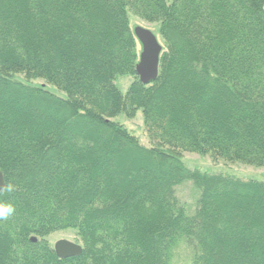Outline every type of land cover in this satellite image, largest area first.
Listing matches in <instances>:
<instances>
[{
  "label": "trees",
  "instance_id": "trees-1",
  "mask_svg": "<svg viewBox=\"0 0 264 264\" xmlns=\"http://www.w3.org/2000/svg\"><path fill=\"white\" fill-rule=\"evenodd\" d=\"M128 12L158 23L149 84ZM138 110L154 145L112 119ZM183 152L264 166V0H0V201L16 208L0 264H173L181 243L186 264H264V181L187 167ZM63 229L79 255L49 244Z\"/></svg>",
  "mask_w": 264,
  "mask_h": 264
},
{
  "label": "rangeland",
  "instance_id": "rangeland-1",
  "mask_svg": "<svg viewBox=\"0 0 264 264\" xmlns=\"http://www.w3.org/2000/svg\"><path fill=\"white\" fill-rule=\"evenodd\" d=\"M128 17L130 27L133 31L136 26L147 28L153 32V34L157 37L159 43L161 45L163 44L162 39L159 35L157 22L144 21L136 15L132 14L131 12H128ZM137 49L138 52L141 51V44L138 40ZM14 76L17 79L27 82L29 84L43 85L50 92L56 94L57 96L63 98L67 96L64 91L58 89L55 85L46 82L42 78L25 77V75H23L22 73H17ZM132 80L133 77L131 75H119L115 79V84L122 93H125ZM112 119L123 124L130 132H132L139 138L142 144L146 146L154 145V142H151L149 140L148 135L146 133L143 123V114L141 110H138L136 112V115L131 118H128L124 114L119 113ZM182 160L187 167H197L203 171L228 174L242 179H255L264 181V166L256 167L239 162H229L224 158L214 157L209 154L200 155L193 152H183ZM177 189L179 199L182 202L186 203L189 207H193L195 205V198L196 193H198V190L193 186L192 182L190 180H185L176 187V190ZM189 207L187 208L188 211L191 210ZM46 239L48 240L51 246H53L54 243L60 239H67L69 241L81 245V240L74 229H63L51 232L46 235ZM190 254V248H188L184 243H181V245L175 251L173 264H186L188 258L190 257Z\"/></svg>",
  "mask_w": 264,
  "mask_h": 264
},
{
  "label": "water",
  "instance_id": "water-1",
  "mask_svg": "<svg viewBox=\"0 0 264 264\" xmlns=\"http://www.w3.org/2000/svg\"><path fill=\"white\" fill-rule=\"evenodd\" d=\"M134 35L141 44L138 62L135 66V72L138 79L143 84H149L156 80L159 70V58L162 51V45L153 32L147 28L136 26ZM5 187L3 174L0 171V191ZM35 240V237H31ZM56 255L59 258L79 255L82 251L80 244L67 239H60L53 245Z\"/></svg>",
  "mask_w": 264,
  "mask_h": 264
},
{
  "label": "clouds",
  "instance_id": "clouds-1",
  "mask_svg": "<svg viewBox=\"0 0 264 264\" xmlns=\"http://www.w3.org/2000/svg\"><path fill=\"white\" fill-rule=\"evenodd\" d=\"M14 190V185L8 184L7 191L12 192ZM15 205L8 201H0V220H7L9 217L15 214Z\"/></svg>",
  "mask_w": 264,
  "mask_h": 264
}]
</instances>
